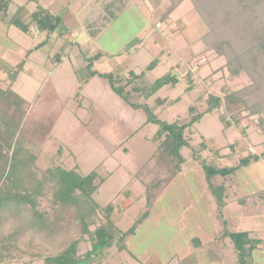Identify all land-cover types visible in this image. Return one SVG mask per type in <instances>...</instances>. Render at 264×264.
Returning a JSON list of instances; mask_svg holds the SVG:
<instances>
[{
    "label": "rangeland",
    "instance_id": "obj_1",
    "mask_svg": "<svg viewBox=\"0 0 264 264\" xmlns=\"http://www.w3.org/2000/svg\"><path fill=\"white\" fill-rule=\"evenodd\" d=\"M108 1L10 0L8 19L24 7L22 20L28 22L40 7L62 20L58 30L48 34L34 27L23 33L0 18V87L29 104L30 118L45 113V102L36 101V96L44 83L51 84L56 99L47 111L60 112L47 139L30 145L36 157L33 172L41 177L49 169L75 166L82 175L95 171L104 182L93 200L101 208L114 204L110 218L126 232L146 208L145 185L136 175L157 146L152 138L158 128L148 117L187 123L190 107L194 114L204 112L209 95L223 98V89L238 91L251 81L244 73L231 76L224 58L204 50L201 39L207 27L189 0L162 21L169 0H128L115 19L100 27ZM89 24L97 30L94 36ZM21 61L24 65L17 70ZM89 63L91 70L112 75L118 85L126 83L129 72L142 75L124 89L127 96L132 91L139 106L133 108L117 96L106 79L89 77ZM168 72L178 78L177 84L144 98L143 91L150 92L154 81ZM157 98L166 99L165 104L156 106ZM224 113L222 105L185 131L189 146L181 151L180 174L128 236L127 251L113 246L99 264H238L225 231H245L264 240V201L256 197L264 190V161L210 180L224 187L220 208L202 168L203 163L232 166L246 152L264 153V134L257 126L260 114L223 129L219 116ZM51 193L46 182L37 208L44 214L41 220L28 207L0 210V264H43L45 257L76 239L78 254L90 249L87 236L79 237L72 211L53 207ZM254 259L255 264H264V249L255 252Z\"/></svg>",
    "mask_w": 264,
    "mask_h": 264
},
{
    "label": "trees",
    "instance_id": "obj_2",
    "mask_svg": "<svg viewBox=\"0 0 264 264\" xmlns=\"http://www.w3.org/2000/svg\"><path fill=\"white\" fill-rule=\"evenodd\" d=\"M143 1V0H142ZM166 12L163 13L161 21L166 18L185 0H169ZM199 18L207 27V32L201 41L204 50L214 52L219 58L226 61V70L231 76H239L244 73L248 76L251 84L238 91L227 92L222 90L223 98L209 95L207 108L204 112L195 113L190 107V119L187 123L180 124L177 121L171 123L149 118L148 121L157 126L152 138L157 146L151 157L141 166L136 178L143 182L146 189V208L131 228L121 232L110 215L114 204L101 208L92 198L99 186L104 182L95 171L82 175L78 167L70 170L62 168L49 169L38 177L33 172L36 157L33 155L30 145L43 143L52 130L55 119L60 112L57 108L54 113L49 108L54 104L56 95L49 82L44 83L42 90L36 96V101L45 102V113L42 115L28 117L29 104L10 90L0 87V210H11V208L28 207L36 219H42L44 214L38 208V201L42 197V186L51 185V204L60 210L69 209L74 214L75 220L80 228V238L84 235L90 243V249L84 254H78V241H71L59 253L47 256L43 264H99L104 252L116 246L118 252L127 251L126 239L135 233L136 228L149 216L155 202L160 195L181 172L184 158L181 154L183 148L189 146L185 137V131L199 123L201 118L224 106V115L219 116L223 129L231 126L237 127L241 119L246 116L260 114L257 126L264 134V0H189ZM10 0H0L1 20L6 19ZM128 0H110L104 4L103 22L104 27L121 13ZM155 6L157 2H154ZM25 11L20 7L16 14L7 18L8 25L14 26L23 33H29L30 27L37 32L52 34L61 25V16L52 14L46 9L37 7L29 15V21L22 20L21 14ZM98 26V27H99ZM90 35L94 36L96 29L87 26ZM99 27V28H100ZM24 61L17 66L22 69ZM154 66L149 65V69ZM92 63L87 65L89 77L98 75L108 81L111 90L125 100L133 108L139 103L135 102L132 91L130 96L125 94L124 89L129 88L132 83L142 78L129 72L124 85H118L112 75L97 73L91 70ZM187 90L191 89L190 77ZM178 82L175 75L166 73L156 79L150 87V92L143 91L142 96L148 97L159 88L170 85L173 87ZM137 90V89H136ZM140 94V89L138 90ZM156 106H163L166 99L157 98ZM147 107V106H146ZM145 108V107H144ZM44 110V109H43ZM263 114V115H262ZM228 116V118H226ZM243 133V130L241 131ZM76 140V139H75ZM264 161V153L256 155L246 152L238 158L232 166L219 167L215 163L202 164L209 189L212 192L219 208L223 206V186H214L210 180L214 177L227 178L232 176L241 168L249 167L251 164ZM147 179V180H145ZM258 200L264 201V190L257 193ZM98 213H102L99 217ZM104 217V218H103ZM90 227H94L90 230ZM224 236L229 238L233 244L238 264H255L254 253L264 249V240L249 237L248 232H228Z\"/></svg>",
    "mask_w": 264,
    "mask_h": 264
},
{
    "label": "crops",
    "instance_id": "obj_3",
    "mask_svg": "<svg viewBox=\"0 0 264 264\" xmlns=\"http://www.w3.org/2000/svg\"><path fill=\"white\" fill-rule=\"evenodd\" d=\"M87 29L89 30V28L87 27ZM89 33V32H88Z\"/></svg>",
    "mask_w": 264,
    "mask_h": 264
}]
</instances>
